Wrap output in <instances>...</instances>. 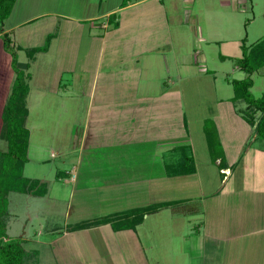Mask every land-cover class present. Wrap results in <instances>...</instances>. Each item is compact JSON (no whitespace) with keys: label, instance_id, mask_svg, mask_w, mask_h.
<instances>
[{"label":"rangeland","instance_id":"obj_1","mask_svg":"<svg viewBox=\"0 0 264 264\" xmlns=\"http://www.w3.org/2000/svg\"><path fill=\"white\" fill-rule=\"evenodd\" d=\"M43 1L40 2L39 0L36 4L35 0H20L11 22L38 13L44 8H47L46 10L49 12H61L67 15L77 14V0H47L46 4ZM222 1L227 2L221 3ZM115 2L117 0H114ZM180 14L190 24L189 27L186 25L181 28V30L186 28V31L182 33L183 35L194 32L196 28H200V25L207 32H212L213 25H215L213 19L219 18L222 14L226 16L227 20H230L232 28L228 26L227 33L224 34L228 36L224 39H215L216 43H212V48L209 49L211 52H206L208 58L205 61L203 55L198 56L200 64L199 66L194 65V75L187 78L185 76L184 79L178 80V86L174 87V92L180 91V94L183 95L182 105L185 110L186 123L184 124L181 119V125H186L185 129L188 133L181 136L182 141L179 142L181 145H188L193 150L204 192L206 196L210 197L206 204H203L197 188L190 189V193L195 196L192 201L196 203L195 208L203 212L204 206L208 210V214H204L202 217H192L190 222L194 224L206 220L209 223L236 225L238 218L242 217L239 216V213L245 212L251 219L259 217V221L264 225V194L257 198H254L252 194L255 190H262L264 193V184H262L264 182L262 176L264 164L261 162L262 160L259 161L260 167L255 176L248 169L247 166L249 165H245L246 169H243L242 166L239 167V171L225 185L226 193H229L228 196L225 199L219 198L216 196L221 191L222 177L219 173L218 162L214 161L209 145V133H213L215 127L221 147L224 154L227 155V158L225 156L226 161L228 159L230 161L234 158L235 151L245 136L244 128L238 127L239 123L245 125L244 118L239 112L241 109L236 108L234 104L232 106V103H225L226 101L222 103L220 99L223 96L234 94L233 85L227 79L241 80L247 77L246 73L233 68L234 60L235 57L242 55L240 48L242 39L248 37L246 39L248 44H252L264 38V0H199L196 6L193 4L181 6ZM207 15L211 17L209 22H206L210 19ZM73 26L74 24L69 22L68 30L63 32V35L58 27L54 30L50 28V25H45L43 29L37 30L38 33L47 32L43 35L39 33V37H36V46L40 42L41 47H43L52 34L58 38L49 55L39 53L35 55L34 60H31L26 52L32 48L27 46L31 45L28 44L27 39H22L24 30L27 28L15 33L18 36L17 46L24 47L18 52L19 62L30 63V68L25 72L31 75L29 80L30 92L27 97L30 114L26 121V126L31 135L24 176H30L35 181L37 179L41 181L36 189L40 193L46 189L55 188L54 184L59 178L57 175L59 171L72 173L74 167L72 161L79 155L75 145L84 128V114L88 105V99H83V90L81 89L86 87V91L89 90V83L84 82V76L79 78V82L76 80L82 74L86 62H90L92 58L84 63L85 54H83L82 49H86L87 45L82 38L80 41L81 48L77 47L79 36L76 31L77 28L75 29ZM49 33L52 34L49 35ZM42 36H44L43 39H41ZM19 38L21 41L18 40ZM59 38L61 42L58 40ZM68 41L71 42L72 48ZM219 41L222 42L219 43ZM185 49L188 48L185 47ZM217 52L226 55L228 57L227 62L219 61ZM7 54L8 52L4 49L3 56L6 59L10 57V54L8 56ZM193 58L194 54H191L190 62H194ZM59 66H62V70H68L63 76V83L69 85L71 91L70 94L67 93V97H54L49 92L53 86L55 72L60 69ZM212 71H217L216 80L212 76ZM183 74L186 73L183 71L181 75ZM61 79L62 77H59V80ZM252 79L254 86L251 92L256 99H259L264 96V67L253 74ZM8 88L12 90L11 85ZM9 92L11 91H8L7 95L0 94V132L3 123L2 109L9 98ZM236 104L241 105L238 107L244 108L245 106L240 102ZM233 107L241 116L240 118L235 117L232 111H229ZM237 128H239V133L236 131ZM256 138L257 135L251 142H254ZM257 143V147H264L263 140L258 139ZM6 144V141L0 139V148L5 147ZM249 145L250 148L253 146ZM154 150L152 146H149L143 154L150 157ZM186 153H190V149ZM95 154L102 155L104 153L98 150L95 151ZM84 157L91 160L93 151H87ZM107 165L103 164L102 168H107ZM79 167L81 173L77 188H79L78 192L80 193H75L73 202H70V208H73L71 215H66L67 209L69 210L66 197L69 198L70 191L74 188L71 183L64 182L65 186H60V189H65L58 196L60 198L59 204H56L55 200L48 202V200L43 199L34 200V197L24 194H10L9 200L13 202L11 208L25 212V215H28L29 207L25 201L28 199L33 201L30 207L32 206V211L35 209V212L31 214L32 220L29 221L30 227L27 230V235H25V238L29 239L24 238L21 222H18L15 217H11L9 225L7 222L9 235L12 238L25 239L24 246L31 256L30 261H28L29 264H148L146 258L150 259V256L154 255L155 252H159V259L161 260L153 261L152 264H264V259L257 258L238 244L233 248L226 245L223 251L227 252L228 256L219 253L216 257H210L204 253V247L197 242L199 238L190 226L187 229L183 228L182 231H167V235H163V245L161 244V234H164L165 231L155 228L151 231L154 225H158L156 217L150 218L146 221L147 224L140 227L139 235L145 237L144 242H141V238L133 232L136 230L117 233L109 227L110 225L71 233L69 236L63 237L62 234H65L64 230L68 225L100 219L111 212L127 211L149 202V197L141 196L140 191L143 188L139 185V191L135 192L132 197H129L125 186L120 190L119 199L108 201L103 206L99 205L95 196L99 194L100 190L93 186L92 179V175L95 173L86 162L85 165H79ZM247 198H249L248 201ZM105 206H109V209ZM12 213L16 212L13 211ZM163 213L165 214L162 215L169 213V217L175 216L168 210ZM221 216L223 218L219 219ZM159 242V248L152 246V244ZM210 242L215 244L213 241ZM212 243H206L209 250L214 248ZM179 249L186 252L185 256H173Z\"/></svg>","mask_w":264,"mask_h":264},{"label":"crops","instance_id":"obj_2","mask_svg":"<svg viewBox=\"0 0 264 264\" xmlns=\"http://www.w3.org/2000/svg\"><path fill=\"white\" fill-rule=\"evenodd\" d=\"M35 1L36 4L39 2V0ZM198 1L117 0L114 3V0H77L76 15L49 12L46 10L47 8H44L38 13L11 22L20 0L16 3L11 16L0 25V94L7 95L8 91H11L8 87L10 85L12 87L15 79L11 56L7 59L3 56L2 37L6 33L10 34L17 45L18 36L15 33L27 28L24 30L22 39L28 40V44L31 46L27 47L37 48L41 47V44L39 42L36 46V37H39V33L43 35L47 32L38 33L37 30L43 29L45 25H50V28L54 30L58 27L63 35V32L68 30L69 22H72L74 24L73 28H77L76 31L79 36L77 47L81 46L80 41L82 38H84L87 45L86 49H82L83 54H85L84 63L92 58L90 62H86L82 74L76 80L79 82V78L81 79L84 76V82L89 83V90L86 91V87L81 89L83 90V99H88V105L84 114V128L75 145L79 155L72 161L73 172L59 171L57 173L59 176L57 181L59 182L56 181L55 188L50 187L51 189H48L45 195H24L34 197V200L43 199L48 200V202L49 200H55L56 204H59L60 198L58 196L65 189H60V186H65L64 182L71 183L74 188L70 191L69 198L66 197L67 203H69V210L67 209L66 215H71L73 208H70V202H73L75 193L79 189L77 188L81 173L79 165L83 166L86 162L95 173L92 175V179L93 186L100 190L99 194L95 196L99 205L103 206L108 201L119 199L120 190L125 186L129 197H132L135 192L139 191V185L143 188L140 191L141 196L149 197V202L136 208L182 202L181 208L175 211L168 208L148 215L136 231H133L141 238V242H144L145 237L139 235L140 227L147 224L146 221L150 218L156 217L158 225H154L151 231L154 228L165 231L164 234H161V244L164 243L163 235H167V231H182L183 228L187 229L190 226L199 238L197 242L204 247V253L210 257H216L219 253L228 256V253L223 251L226 245L233 248L238 244L244 250L263 260L264 225L259 221V217L251 219L247 213H239V216L242 217L238 218L236 225L209 223L206 220L194 224L190 222L192 217H202L204 214H208V210L204 206L203 212L195 208L196 203L192 202L195 196L190 193V189L197 188L199 198L203 204H206L207 199L210 197L206 196L204 192L193 150L188 145H181L179 142L182 141L181 136L188 133L185 129L186 125H184L186 122L185 110L182 105L183 95L180 94V91L174 92V87L178 86V80L184 79L185 76L187 78L194 75V65L199 66L200 64L198 56L203 55L205 61L208 58L206 52H211L209 49L212 48V43H216L215 39H224L228 36L224 34L227 33L228 26H230V20H227L226 16L222 14L219 18L213 19L215 25H213L212 32H207L200 25V28H196L194 32L183 35L182 33L186 31V28L184 30H181V28L186 25L189 27L190 24L180 14V7L186 4L196 6ZM43 2L46 4L47 0ZM224 2L227 1L221 3ZM207 16L210 19L206 22H209L211 17L210 15ZM42 23L44 24L41 25ZM43 38L44 36L41 37V39ZM57 38L58 36L52 40L51 49L46 53H41L42 55L50 54ZM18 40L21 41V38ZM259 41L257 40L252 44L247 42V46ZM242 43L243 39L240 43L242 55L235 57L233 66L235 70L239 71L241 70L236 66V59L243 57ZM68 44L72 48L71 42L68 41ZM19 47L24 48L20 45ZM185 47L188 49H185ZM71 51L73 52V49ZM69 53L71 52L69 51ZM191 54H194V62L189 60ZM217 54L219 61L227 62L228 57L226 55L221 54V52H217ZM59 68L55 72L53 86H51L49 92L54 97H67V93L70 94L71 91L69 85L63 83V76L68 70H62V66H59ZM183 71L186 74L181 75ZM216 72L212 71L215 80L217 79ZM88 74L90 76H87ZM59 77H62V79L59 80ZM233 97L234 94L223 96L220 102L224 103L226 101L225 103H232V106L234 104L236 108H243L238 107L241 105L232 102ZM229 111H232L235 117H241L234 107ZM181 119L184 122L183 126L181 125ZM243 121L246 126L239 123L238 127L244 128L245 136L243 141L241 140L239 143L234 158L226 161L228 168L219 169L222 183L221 191L216 197L225 199L228 196L229 193H226L225 185L239 171V167L242 166L243 169H246L245 165H249L247 166L248 169L255 176L260 167L259 161L262 160L261 162L264 164V147H257L258 138L251 142L256 137V134L254 135L255 127L249 125L244 119ZM236 131L239 133V128ZM249 144L253 146L250 148ZM149 146L155 149L154 153L151 151L153 154L150 157L143 154ZM188 149H190V153H186ZM98 150L103 151L104 154H95V151ZM87 151H93L91 160L84 157ZM184 153L194 158L196 173L182 176L169 175L168 167L178 165L182 161ZM225 156L227 158V155ZM217 162V165H219L221 160ZM103 164L108 167L103 169ZM262 169L264 172L263 166ZM72 174H75L74 177H72ZM262 176L264 177V173ZM26 178L33 179L30 176ZM12 193L23 195V193L18 192ZM252 194L254 198H257L264 193L262 190H255ZM9 197L11 196L9 195ZM249 198H247V201ZM25 202L29 206L28 215H25V212L16 211L15 208L12 209L13 202L9 200L8 216V225L11 217H15L18 222H21L24 238L30 227L31 214L35 212V209L32 211V206L30 207L33 201L28 199ZM219 206H221L220 203ZM105 207L109 209V206ZM167 210L175 216L169 217V213L162 215ZM189 210H193L194 214L188 212ZM13 211L16 213H12ZM114 213L119 212H111L107 215ZM222 218L223 216L219 217V219ZM186 221L188 223H184ZM128 231L132 232L131 230ZM70 234L65 233L62 235L66 237ZM9 237L12 238L10 235ZM25 239L22 240L25 241ZM209 240L215 242V244ZM207 242L214 244V248L209 250L206 245ZM159 244L160 242L158 244L154 243L152 246L159 248ZM176 252L173 256L181 257L186 254L181 249ZM160 260L159 252L151 255L150 259L146 258L148 264Z\"/></svg>","mask_w":264,"mask_h":264},{"label":"trees","instance_id":"obj_3","mask_svg":"<svg viewBox=\"0 0 264 264\" xmlns=\"http://www.w3.org/2000/svg\"><path fill=\"white\" fill-rule=\"evenodd\" d=\"M17 1L0 0V25L11 16ZM55 37L53 34L50 35L43 47L26 50L31 60L35 59L36 54L48 52ZM246 39H243L242 43L243 57L236 59V66L246 73L247 77L241 80H228L234 88L232 101L245 105L239 112L249 125L255 127L257 138L264 141V96L256 99L251 92L254 86L252 75L264 67V38L250 46H247ZM2 40L5 51L12 58L11 65L15 79L2 111L3 123L0 132V139L7 142L5 147L0 148V264H29L31 256L24 246L25 241L10 238L8 235L9 195L12 192H18L40 196L45 195L47 189L40 193L36 189L41 181L28 179L24 176L31 135L26 126L29 116L27 97L30 92L31 75L25 72L30 68V63L19 62L18 52L22 48L15 45L10 34H4ZM213 130V133H209L212 157L215 162L221 160L218 167L220 170H224L228 168L225 154L219 142L217 129L214 127ZM167 170L169 175L173 176L194 174L196 173L195 160L184 153L182 161L178 165L169 166ZM181 204L182 202L179 201L130 209L100 219L68 225L64 233L80 232L105 225H110L115 232L136 230L144 222L146 216L168 208L175 211L181 208ZM188 212L194 214L193 210Z\"/></svg>","mask_w":264,"mask_h":264}]
</instances>
